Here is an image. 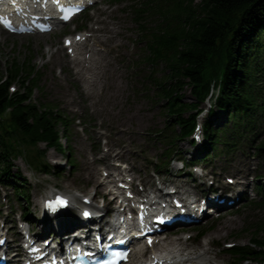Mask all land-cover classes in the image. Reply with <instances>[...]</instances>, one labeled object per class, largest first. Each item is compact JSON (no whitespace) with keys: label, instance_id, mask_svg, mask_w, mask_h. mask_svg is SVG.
I'll return each mask as SVG.
<instances>
[{"label":"trees","instance_id":"1","mask_svg":"<svg viewBox=\"0 0 264 264\" xmlns=\"http://www.w3.org/2000/svg\"><path fill=\"white\" fill-rule=\"evenodd\" d=\"M128 9L146 42V61L165 66L158 89L174 137L187 138L199 107L219 88L209 114L225 123L214 128L206 122L203 159L219 145L220 152H232L255 129L258 113H264V0H130ZM149 19L156 25L150 26ZM6 75L0 82V181L19 156L48 171L37 144L59 149V132L67 138L69 125L56 105L32 101L40 75L30 60L12 62ZM18 81L22 92L10 93L9 85ZM186 87L191 103L180 101ZM257 149L264 153V140ZM255 206L264 209V202ZM263 227L264 218L255 225L253 246H237L231 255L264 264Z\"/></svg>","mask_w":264,"mask_h":264},{"label":"rangeland","instance_id":"2","mask_svg":"<svg viewBox=\"0 0 264 264\" xmlns=\"http://www.w3.org/2000/svg\"><path fill=\"white\" fill-rule=\"evenodd\" d=\"M103 9L107 8L101 5L100 11ZM97 13L94 11V17L90 14L87 16L91 22L97 21L95 24H92L91 29L104 26L103 22L108 21V19H112L117 26L123 27V29H121L122 47L120 49H112L107 55V60L94 56L93 62L96 65L94 74H90L85 70L83 73L76 74L78 67L67 64L66 61H69L71 58L67 57L65 49L62 47V38L60 40L59 37L53 35L18 37L7 35L6 33L0 36V78L6 73L8 66L6 61L10 62L12 58H15L18 62L22 63L24 60L31 58L32 63L35 64L36 69L41 74L40 85L42 87V91H33V98L41 102L48 101L58 104L60 109L64 110L68 115L69 120L79 117L81 114H83L82 117L85 119V114L87 113L88 115L85 120L88 121L91 118V124H95L97 127L99 124L102 125L97 130L100 133L89 129L92 132L90 135H93L91 139L92 145L98 143L96 137H99L101 132L107 135L111 145L103 147L102 150L98 149L95 153L92 152L91 150L97 146L90 144V141L86 139V133L79 132L74 122L71 126L73 131L70 134V141L77 165L70 172L64 165L63 170L58 173H42L31 170L30 167L24 164L23 160H16L12 174L17 175L19 173L22 178L26 179L27 185L24 188L30 197V209L28 211L30 213L35 212L36 216H38L39 197L52 189L61 190L65 193H70L72 190L80 191L83 194L92 193L96 188L95 185L99 182V178H101L104 168L98 162V159H103L108 164L111 162L112 157L105 158V153L107 152L111 156L119 153L120 159L134 165L138 170L140 178L150 182H154L152 177L153 169L149 163L151 158L147 156L154 157L155 155H160L162 157L164 155V144L155 139L152 134L147 136V132L163 130L167 126L168 121L171 120L165 114L164 100L158 96V84L165 72L164 65L149 66L147 63L142 62L141 54L144 51L145 42L132 46V41L136 38L138 25L133 23L130 15L125 14L124 11H120L119 8L113 9L112 15L108 16V19L107 15L98 17ZM154 25L155 21L150 26ZM69 28L70 33H72L73 26L70 25ZM97 34L105 42L103 44L98 43L95 46L96 49L101 52L106 51L109 39L115 36L116 33L97 32ZM138 41L140 40L138 39ZM118 43L116 40L114 43L111 42V45H117ZM115 53L120 54V61L113 59ZM85 59H89L88 54L85 55ZM83 65L86 66L87 64ZM105 76H111L113 80L110 87L102 89ZM118 83H120L121 88L115 97L113 89H116ZM16 88L21 90L19 82H16ZM82 90L84 95L82 94ZM86 96L89 97L86 98ZM262 100L264 102V99ZM191 101L192 97L189 89H186L181 102ZM85 110L86 112H84ZM209 120L212 121V118ZM218 125V123H215V127ZM173 143V157H175L173 159L182 158L189 160L199 158V150L198 152L195 151L189 144V140H174ZM113 145L119 146L115 148L116 146ZM246 145H248L247 142ZM38 148L42 150L45 147L41 144ZM241 148L243 151L237 149L233 157L221 154L214 155L215 152L213 151V165L210 168L212 170L223 168L224 172L222 175L229 177L236 175L237 177L239 173L245 175L251 171L252 167L258 166V171L256 172L260 176L258 182L251 181V179H248L246 182L253 188V194H256L258 190L257 184L260 187L258 192L264 194V158L255 154L253 150L246 146ZM44 157L46 162L53 160L64 163L62 154L53 149L47 150ZM85 161L90 163L98 162L92 165L95 168V175L92 176V179L86 178L88 170L83 169ZM163 176L171 181H176L180 185L184 181H188L185 185L191 184V179L186 177V172L178 171L175 167H172L170 172ZM5 187H7V191L5 192L9 195L8 198H10L11 210L13 211L10 213L9 220L11 221L15 215L20 214L19 211H22V205L17 201L13 187L10 185H6ZM103 191L104 189L100 194H103ZM3 201L4 199L1 198L0 204ZM242 206L238 211L234 209L228 211L223 217L208 218L201 225L205 235L209 236V239L213 240L215 245L212 246L211 253L206 259L199 260V263H206L207 259L210 258V264L212 262L213 264H238L236 259L219 253L222 251L221 245L225 243L246 244L253 233L255 224L261 222V219L264 217L262 210L257 208L243 210ZM3 210V214L8 212V210L6 211V207H3ZM232 222L234 223L232 224ZM10 224L13 225V223ZM224 224H230L231 227L217 233L219 227ZM36 226L38 227V223ZM187 232L192 236L196 233L193 228L188 229ZM188 246L193 248L200 247L199 244L194 242L188 244Z\"/></svg>","mask_w":264,"mask_h":264},{"label":"bare ground","instance_id":"3","mask_svg":"<svg viewBox=\"0 0 264 264\" xmlns=\"http://www.w3.org/2000/svg\"><path fill=\"white\" fill-rule=\"evenodd\" d=\"M95 40L99 41L100 39L97 36H95L94 37V43L86 51H88V50L91 51L93 56L102 57V54L100 52H98L94 48H92V46L95 44ZM6 62L8 64L7 67H9L12 64V62H18V61L15 58L14 59L12 58V60L10 62H8V61H6ZM90 63L91 64H90V66H88L86 68V71L93 72L95 68H94V65L92 64L91 60H90ZM120 88H121L120 83H118L116 85V89H113V92H115V97L117 96L118 91H120ZM129 118L131 119V117H129ZM103 181H105V179ZM121 219H123V218H121ZM233 223L234 222H232V224ZM228 227H231V225L230 224H224L223 226L219 227V229L217 230V233H219L223 229H227ZM209 250H210L209 248H205L204 250H201V251H195V250H192L191 248H181L180 242L179 243L173 242L169 245L164 246L161 252L164 253L165 258L168 259L169 263H171L172 260L178 262V261H181L183 258H187V260L182 264H198L196 259H199L203 256H206V254L209 253ZM212 264H213V262H212Z\"/></svg>","mask_w":264,"mask_h":264},{"label":"snow or ice","instance_id":"4","mask_svg":"<svg viewBox=\"0 0 264 264\" xmlns=\"http://www.w3.org/2000/svg\"><path fill=\"white\" fill-rule=\"evenodd\" d=\"M65 18H67V17H65ZM67 203H68V201H66L64 198H62V197H56V198L53 199V200H49V201H47V202H46V206L49 208V210L55 212V211H57L59 208L66 206ZM84 215H85V216H88V215H90V214L87 213V212H85ZM149 242H151V241H149ZM118 255L122 256V254H118Z\"/></svg>","mask_w":264,"mask_h":264}]
</instances>
